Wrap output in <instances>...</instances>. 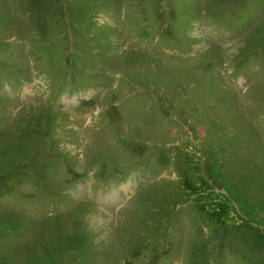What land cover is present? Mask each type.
<instances>
[{
    "label": "rangeland",
    "instance_id": "rangeland-1",
    "mask_svg": "<svg viewBox=\"0 0 264 264\" xmlns=\"http://www.w3.org/2000/svg\"><path fill=\"white\" fill-rule=\"evenodd\" d=\"M0 264H264V0H0Z\"/></svg>",
    "mask_w": 264,
    "mask_h": 264
},
{
    "label": "bare ground",
    "instance_id": "bare-ground-1",
    "mask_svg": "<svg viewBox=\"0 0 264 264\" xmlns=\"http://www.w3.org/2000/svg\"><path fill=\"white\" fill-rule=\"evenodd\" d=\"M117 190L115 191H113L111 194H110V196H108L110 199H116V197H115V195L114 194H117Z\"/></svg>",
    "mask_w": 264,
    "mask_h": 264
}]
</instances>
